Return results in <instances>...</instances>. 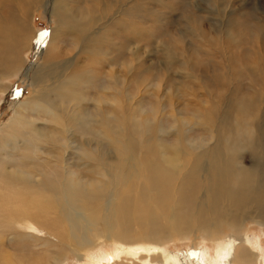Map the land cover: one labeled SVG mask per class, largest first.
<instances>
[{
    "label": "rangeland",
    "instance_id": "374dc122",
    "mask_svg": "<svg viewBox=\"0 0 264 264\" xmlns=\"http://www.w3.org/2000/svg\"><path fill=\"white\" fill-rule=\"evenodd\" d=\"M64 10L68 16L56 21V13ZM11 17L18 22L22 20L27 30L21 33L17 45L18 61L14 63L8 61L13 52L9 46L13 40ZM58 40L66 54L42 68L43 45H53ZM70 49L80 58L78 64L86 67L87 73L84 81H77L79 85L71 84L77 97L70 103L56 101L55 107L63 108L68 102V115L78 113L86 119L89 129L92 128L91 134L84 135L86 139H92L90 147L101 144L104 150L112 151L108 153L111 160H117L119 154L109 146L106 130L94 119L96 113L107 118L106 115L111 113L110 106L116 104L114 92L125 84L126 93L131 97L134 122L141 119V111L146 113L147 119L141 121L144 129L156 125V131L152 133L168 148L176 142L177 132L183 131L187 145L196 147V151L208 149L217 134L226 138L231 129L243 120L248 121L251 125L243 132V138L249 136L254 141L251 147L239 149L237 164L255 169L263 181L264 0H0V66L12 67L7 77L0 76V142L7 143V150L12 151L9 158L17 160L23 152L20 146L3 137L4 130L1 129L16 113L30 120L35 118V127L53 132L48 116L34 113L23 103L33 98L39 86L57 83L61 78L58 75L63 73V77L69 73ZM92 49L96 52L91 55ZM95 68L99 70L94 71ZM246 99L249 100L244 102ZM120 100L124 102L126 97ZM243 102L247 111L240 106ZM98 104L103 111L97 109ZM208 108L214 113L211 126L202 116ZM122 109L121 106L115 109L116 114L123 113ZM196 111L200 113L198 117H194ZM70 133L72 130L67 131L66 136ZM80 134V131L74 132L70 144L73 148L64 156L68 164L65 172L57 170L54 165H49L46 170V173H55L49 177L55 181L53 186L57 192L59 184L70 179L77 178L80 182L91 177L107 180L103 175L89 172L92 160L80 156ZM92 135L98 136L101 142H96ZM56 140L63 142L62 139ZM44 148V145L39 147L38 157L47 156ZM86 150L91 153L90 148ZM0 156L3 157L4 153ZM129 178L127 185H132L135 178ZM34 179L38 182L36 177ZM6 190L7 187L0 183V192ZM33 196L28 193L27 206L30 208L35 206ZM258 204L260 211L255 213L263 220L261 225L247 217L244 219L246 227L240 229L253 237V245L249 248L261 258L264 255V200ZM5 211L0 208V231L2 226L16 218ZM53 211L57 213L54 218H57L58 209ZM117 221L113 220L114 225ZM53 225L57 226L55 220ZM14 231L10 225L3 234L0 232V264H42L50 247L28 238L16 241ZM96 231L89 237L96 238ZM38 234L45 235L41 229ZM174 239L163 247L177 257L180 264H216L218 240L202 237ZM116 246L115 242L100 239L85 260L88 263L96 260L99 264L113 261L108 257L117 251L114 250ZM57 252V249L50 251V264L83 263L71 250L63 252L64 257L60 254L57 261L53 260ZM200 252H205L203 260L199 259Z\"/></svg>",
    "mask_w": 264,
    "mask_h": 264
},
{
    "label": "bare ground",
    "instance_id": "6f19581e",
    "mask_svg": "<svg viewBox=\"0 0 264 264\" xmlns=\"http://www.w3.org/2000/svg\"><path fill=\"white\" fill-rule=\"evenodd\" d=\"M55 16L56 21L62 20L68 12L64 10ZM11 19L13 40L9 46L13 52L8 61L14 63L18 61L17 45L26 27L19 18V22L14 17ZM96 49L91 50V55ZM66 52L59 40L53 45H43L41 67L53 64ZM68 53H72L66 59L67 66L71 67L69 73L63 77V73L58 75L61 78L57 83L39 86L33 98L23 103L34 113L48 116L53 132L35 127V118L30 120L19 112L1 128L3 137L23 150L20 158L14 160L9 158L12 151L7 150L8 144L0 142V154L4 153L0 156V183L7 187L5 192H0V208L6 210L7 215H16L8 223L15 229L16 241L28 238L49 246L42 264H50L52 249L58 250L52 257L56 261L60 254L64 257V253L71 250L82 264H99L96 260L88 263L85 258L100 239L117 243V249H114L117 251L108 257L113 261L104 264H180L178 258L163 247L164 244L174 238L202 237L220 242L216 264H264V255L260 258L249 248L253 245V237L240 229L246 227L244 219L247 217L259 225L263 222L255 212L260 211L258 202L264 200V178L261 181L255 169L237 164L239 149L251 147L254 141L249 136L243 138L250 123L243 120L226 138L217 134L215 142L205 150L196 151V147L187 145L183 131L177 132L176 142L168 148L152 133L156 131V125L149 122L151 125L144 129L141 121L147 119L146 113L141 111V119L134 122L131 97L124 84L122 89L114 90L116 104L110 106L111 113L106 115L109 119L99 113L94 119L106 130L111 149H116L119 154L117 160H111L108 154L111 150H104L98 143L90 147L92 139L88 140L84 135L91 134L92 128L89 129L86 119L78 113L68 115V102L77 97L71 84L79 85L77 81H84L87 73V68L78 64L80 58L74 56L71 49ZM10 72L12 67L0 66V76L7 77ZM122 97H126L124 102L120 100ZM59 100L68 102L63 108L55 107ZM244 102L240 106L247 111ZM119 106L123 113L116 114L115 109ZM97 109L103 111L100 105ZM198 114L196 111L194 117ZM202 116L207 125L214 123L212 109H206ZM70 130L73 133L67 137L66 132ZM77 131L82 137L79 140L80 156L92 160L89 172L103 175L107 180L91 177L80 182L77 178L70 179L62 181L57 192L53 186L55 181L49 177L55 173H46V170L49 165H54L65 172L68 164L64 156L73 148L70 144ZM92 136L96 142H101L98 136ZM41 145L47 150V156L43 158L36 155ZM121 152L128 155L124 157ZM130 176L135 180L132 185H127ZM28 193L34 194L35 206L31 208L27 206ZM56 209L59 216L54 218L57 213L53 210ZM114 219H118L115 225ZM8 225L2 226V234L9 229ZM40 229L45 235L38 234ZM94 230H97V237L92 239L89 236ZM44 236L49 238L41 239ZM204 255L205 252H200L199 259L206 258Z\"/></svg>",
    "mask_w": 264,
    "mask_h": 264
},
{
    "label": "snow or ice",
    "instance_id": "6c2138e0",
    "mask_svg": "<svg viewBox=\"0 0 264 264\" xmlns=\"http://www.w3.org/2000/svg\"><path fill=\"white\" fill-rule=\"evenodd\" d=\"M43 35H46V33H45V34H43Z\"/></svg>",
    "mask_w": 264,
    "mask_h": 264
}]
</instances>
